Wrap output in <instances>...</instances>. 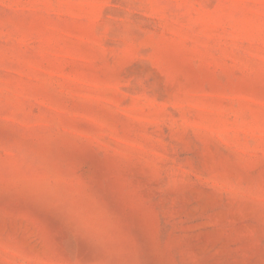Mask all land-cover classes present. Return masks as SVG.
Returning a JSON list of instances; mask_svg holds the SVG:
<instances>
[{
    "label": "rangeland",
    "instance_id": "rangeland-1",
    "mask_svg": "<svg viewBox=\"0 0 264 264\" xmlns=\"http://www.w3.org/2000/svg\"><path fill=\"white\" fill-rule=\"evenodd\" d=\"M0 264H264V0H0Z\"/></svg>",
    "mask_w": 264,
    "mask_h": 264
}]
</instances>
